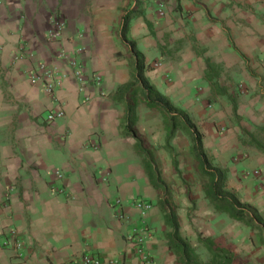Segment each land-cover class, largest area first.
I'll return each instance as SVG.
<instances>
[{"label":"crops","instance_id":"obj_1","mask_svg":"<svg viewBox=\"0 0 264 264\" xmlns=\"http://www.w3.org/2000/svg\"><path fill=\"white\" fill-rule=\"evenodd\" d=\"M143 15L130 20L127 43L144 58V77L184 110L202 135L205 153L227 170L226 188L264 220V154L240 142L241 130L264 142V0H139ZM127 0H0V264H71L96 253L118 264H176L164 239L168 228L156 190L123 134L124 108L113 100L131 78V55L118 37ZM65 26L49 42L51 19ZM21 45L32 56L13 60ZM62 49L97 73L80 90ZM220 69L217 82L233 103L205 79V61ZM44 62L63 80L55 96L62 119L45 123L53 105L26 73ZM134 127L176 206L180 233L205 254L197 237L212 238L246 264H264L259 234L215 213L205 200L190 141L177 131L164 148L162 115L143 102ZM172 158L176 162L173 167ZM57 174L61 177L57 178ZM62 190V191H59ZM148 203L142 215L133 201ZM148 230L143 255L133 230ZM16 231L21 250L3 246ZM206 255V254H205Z\"/></svg>","mask_w":264,"mask_h":264},{"label":"trees","instance_id":"obj_2","mask_svg":"<svg viewBox=\"0 0 264 264\" xmlns=\"http://www.w3.org/2000/svg\"><path fill=\"white\" fill-rule=\"evenodd\" d=\"M129 5L122 10L118 37L123 44L127 45L131 55V78L130 81L120 87L113 96V100L121 103L124 108V131L123 134L135 139V150L138 155L144 157L143 163L148 178L153 187L162 193L158 201V207L163 213L164 223L168 232L164 234L166 245L176 256V264H246L229 248L216 244L212 238L197 237L199 247L203 248L206 260H202L196 248L192 247L187 239L180 233L176 206L170 198V192L165 183H162L155 168H150L152 153L143 147L134 129L137 116L136 107L143 102L149 109L158 110L163 119L166 133L164 148L171 154L170 141L177 131H182L190 141V152L195 164V171L199 177L202 192L206 201L214 209L215 213L223 214L228 219L242 224L244 227L259 234V244L264 247V220L256 209L242 203L237 194L226 188L227 170L214 165L212 159L205 153L202 144V135L198 131L193 119L182 109L173 105L168 97L160 94L144 77V72L149 69L144 63V58L135 52L134 45L127 43L126 33L130 20L143 15L139 0H127ZM205 79L210 84L213 93L226 96L233 103V113L236 115L235 102L227 94L225 88L220 87L217 79L220 69L217 65L205 61ZM264 134V128L259 129ZM240 142L244 146L255 148L264 154V142L254 133L241 130ZM173 167L176 162L172 158Z\"/></svg>","mask_w":264,"mask_h":264},{"label":"built area","instance_id":"obj_3","mask_svg":"<svg viewBox=\"0 0 264 264\" xmlns=\"http://www.w3.org/2000/svg\"><path fill=\"white\" fill-rule=\"evenodd\" d=\"M51 29L47 33V40L49 42H58L62 35V31L65 26L64 20L59 17V15H54L51 19ZM32 56V51L26 45H21L18 47L16 53L13 56V60H22ZM57 58L64 62L70 69H72L73 75L79 84V89L81 90L90 80L94 86L99 87L101 85V77L97 73H92L86 75L82 69V66L77 61L68 57V55L62 50H57ZM27 78L29 79L31 85L39 86L43 94H45L51 101L53 108L45 114V123L51 124L56 120L62 119L64 117V112L61 109L59 102L55 96L56 90L60 87L63 80V75L60 74L58 68L53 67L44 62L38 63L34 68L29 70L27 73ZM57 178L61 175L56 173ZM59 191H62L59 189ZM133 207L140 211L144 215L149 209L150 205L144 201L134 200ZM135 237V242L137 243L138 253L143 255L145 261L148 257L143 254V241L148 235L147 229L133 230ZM3 246L11 245L16 251L22 249V243L17 235L16 231H10L8 236L4 239ZM71 264H118L117 262H105L96 253H83L79 257L75 258Z\"/></svg>","mask_w":264,"mask_h":264},{"label":"rangeland","instance_id":"obj_4","mask_svg":"<svg viewBox=\"0 0 264 264\" xmlns=\"http://www.w3.org/2000/svg\"><path fill=\"white\" fill-rule=\"evenodd\" d=\"M197 250V249H196ZM199 250H197V252H198ZM199 253V255H200V257H201V259L202 260H206V255L203 253V254H201L200 252H198Z\"/></svg>","mask_w":264,"mask_h":264}]
</instances>
